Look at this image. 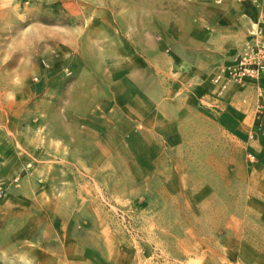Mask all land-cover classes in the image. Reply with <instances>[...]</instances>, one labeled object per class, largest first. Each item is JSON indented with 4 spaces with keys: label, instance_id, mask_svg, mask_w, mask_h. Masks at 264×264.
<instances>
[{
    "label": "rangeland",
    "instance_id": "obj_1",
    "mask_svg": "<svg viewBox=\"0 0 264 264\" xmlns=\"http://www.w3.org/2000/svg\"><path fill=\"white\" fill-rule=\"evenodd\" d=\"M95 6L0 0V264L58 232L66 264H264L253 108L215 96L202 34L178 74L139 11Z\"/></svg>",
    "mask_w": 264,
    "mask_h": 264
},
{
    "label": "crops",
    "instance_id": "obj_2",
    "mask_svg": "<svg viewBox=\"0 0 264 264\" xmlns=\"http://www.w3.org/2000/svg\"><path fill=\"white\" fill-rule=\"evenodd\" d=\"M66 10L92 11L98 9L95 5H107L110 11V19L128 16L129 13L139 11L142 19L141 49H149V34L156 33L164 38L172 52L168 54L173 64H179L175 71L185 74L188 58L183 50L186 44H200L202 41L198 34H202L205 44L210 43V76L215 64L219 67L231 64L238 52L246 42L255 38L254 33L262 26L264 10L256 6L252 1L246 0H62ZM102 9V8H101ZM113 12L115 14L113 15ZM116 18V19H115ZM146 21V22H144ZM146 23V24H145ZM186 43V44H185ZM189 48H192L190 46ZM169 52V50H168ZM201 57H195L196 66L201 64ZM193 63V62H192ZM218 67V69H219ZM217 69V70H218ZM217 72V71H216ZM216 72L212 77L215 76ZM214 87V84H212ZM258 86L264 89V75L257 82H250L246 86L233 84L229 89L219 96L229 101L237 102L247 108H253L250 120L255 131L258 132L255 121L256 106L259 100ZM215 91V87H214ZM213 91V92H214ZM215 96L216 92H214ZM264 120L262 121V129ZM262 129L260 131H262ZM250 137L255 139L252 130ZM63 233L50 234L46 236L43 244V252L48 264H66L68 247L65 244ZM73 251H78L74 246ZM72 257L76 260L77 255ZM38 258V257H37Z\"/></svg>",
    "mask_w": 264,
    "mask_h": 264
},
{
    "label": "built area",
    "instance_id": "obj_3",
    "mask_svg": "<svg viewBox=\"0 0 264 264\" xmlns=\"http://www.w3.org/2000/svg\"><path fill=\"white\" fill-rule=\"evenodd\" d=\"M202 1V0H199ZM244 2L246 0H238ZM264 10V0H250ZM255 38L246 42L231 64L219 67L213 77L215 92L218 96L224 94L231 85L246 86L250 82H259L264 75V19L258 27ZM259 100L256 106L255 121L257 128L262 129L264 120V89L258 86ZM252 161L254 155H250Z\"/></svg>",
    "mask_w": 264,
    "mask_h": 264
},
{
    "label": "bare ground",
    "instance_id": "obj_4",
    "mask_svg": "<svg viewBox=\"0 0 264 264\" xmlns=\"http://www.w3.org/2000/svg\"><path fill=\"white\" fill-rule=\"evenodd\" d=\"M85 83H86V81H85Z\"/></svg>",
    "mask_w": 264,
    "mask_h": 264
}]
</instances>
